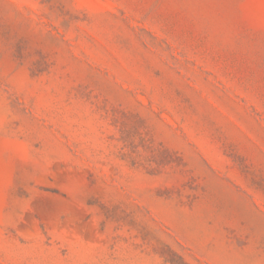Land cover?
<instances>
[{
  "label": "rangeland",
  "instance_id": "obj_1",
  "mask_svg": "<svg viewBox=\"0 0 264 264\" xmlns=\"http://www.w3.org/2000/svg\"><path fill=\"white\" fill-rule=\"evenodd\" d=\"M0 264H264V0H0Z\"/></svg>",
  "mask_w": 264,
  "mask_h": 264
}]
</instances>
